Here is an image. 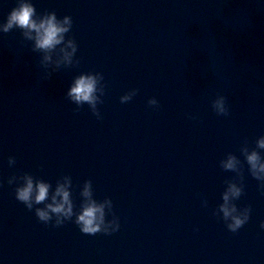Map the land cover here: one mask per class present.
Masks as SVG:
<instances>
[{
	"label": "water",
	"instance_id": "water-1",
	"mask_svg": "<svg viewBox=\"0 0 264 264\" xmlns=\"http://www.w3.org/2000/svg\"><path fill=\"white\" fill-rule=\"evenodd\" d=\"M31 2L38 15L72 17L66 38L80 63L44 79L34 42L20 29L0 32V264H264V194L240 151L264 136V0ZM16 6L0 0V23ZM93 72L106 85L102 119L66 96ZM219 95L228 116L212 107ZM229 153L243 162L235 203L252 209L235 233L215 214L225 181L240 182L220 166ZM23 173L53 190L70 175L77 208L91 180L93 198L112 200L106 220L114 212L119 230L40 222L8 183Z\"/></svg>",
	"mask_w": 264,
	"mask_h": 264
},
{
	"label": "clouds",
	"instance_id": "clouds-1",
	"mask_svg": "<svg viewBox=\"0 0 264 264\" xmlns=\"http://www.w3.org/2000/svg\"><path fill=\"white\" fill-rule=\"evenodd\" d=\"M73 27L71 16L57 17L56 12H46L42 16L37 14L31 0H17V6L9 13L6 22L0 23V32L9 33L13 29H20L25 40L33 41V52L42 53L40 66L45 70L44 79H51L52 74L61 67L79 65L80 61L74 59L78 45L74 37L66 38ZM55 56V59L53 57ZM102 73H82L76 76L67 91V98L77 105L75 111H79L85 104L89 105L92 113L98 118L100 114L98 104H102L106 85L102 83ZM134 89L123 95L121 103H127L137 94ZM150 106H158L155 98L149 100ZM212 107L217 115L228 116L229 108L226 97L219 95L213 102ZM256 147L251 149L248 142L242 145L240 151L246 159L251 176L260 181V188L264 194V156L260 150H264V136L256 140ZM9 165L16 163L15 157H9ZM220 166L225 171L237 174L236 178L226 180V190L222 193V203L218 206L215 214L224 220L229 231L238 232L250 219L251 206L243 209L235 203L244 193L243 162L233 153L220 161ZM8 183L17 184L15 198L23 203L29 211L35 210L38 220L44 224H50L54 220V227H61L66 221H73L83 234L95 235L104 233L111 235L120 228L119 218L113 212V219L106 220L108 212H112L113 203L110 198L99 202L93 198L94 190L91 180L84 182L80 196L82 200L77 208L72 193V177L65 175L56 182L53 190L51 182L42 177H36L30 173L12 176ZM205 206L207 201L205 200ZM39 205H43L40 207ZM107 205V212L105 211ZM264 228V223L261 224Z\"/></svg>",
	"mask_w": 264,
	"mask_h": 264
}]
</instances>
